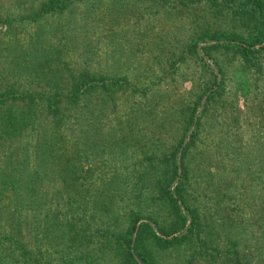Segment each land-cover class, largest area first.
Instances as JSON below:
<instances>
[{
	"label": "rangeland",
	"instance_id": "374dc122",
	"mask_svg": "<svg viewBox=\"0 0 264 264\" xmlns=\"http://www.w3.org/2000/svg\"><path fill=\"white\" fill-rule=\"evenodd\" d=\"M48 1L0 0V264H118L107 238L145 207L154 157L183 140L180 174L185 110L215 83L185 191L221 250L232 238L245 264H264V51L250 70L212 49L261 16L243 26L245 0H62L41 15ZM86 72L99 93L63 103L57 133L50 98L67 101ZM147 246L156 264H201L185 246Z\"/></svg>",
	"mask_w": 264,
	"mask_h": 264
},
{
	"label": "trees",
	"instance_id": "16d2710c",
	"mask_svg": "<svg viewBox=\"0 0 264 264\" xmlns=\"http://www.w3.org/2000/svg\"><path fill=\"white\" fill-rule=\"evenodd\" d=\"M244 2L242 10L237 15L241 20L240 22H244L243 26H245V23L247 25H250V23L257 24L259 23L256 18L258 14L262 18L260 23L263 28L254 33L249 29L246 39H243L240 35L216 34L213 38L216 42L228 40L230 43L229 45L225 43L217 44V47L212 49H232L246 69L252 70L256 67V55L264 51V0H245ZM244 6L250 7V9L247 10V7L243 9ZM67 8V3L62 0H49L41 5L40 14H62ZM258 46L261 47L257 48ZM192 48L196 50V45H193ZM204 51L207 52L208 50L204 49ZM99 82L102 83V80L96 75L87 72L80 73L78 77L73 79L67 101H61V99L55 97L50 98L53 101L50 116L57 133L60 128L58 125L61 124L60 116L62 110H64L61 107L62 104L66 102L68 105H75L85 96L99 93V91L94 92L92 90L94 84H99ZM101 85L100 89H106L105 85ZM215 87L216 90L214 91L212 88L206 89L203 95L199 97V102L194 104L191 109L185 110L183 126L185 137H188V143L181 152L180 174H178L179 167L176 157L182 149L183 140L179 142L168 157H162L164 161L159 158L156 159V156L154 157L155 166L151 167L154 180L148 181L147 185L150 190L144 202L145 207L137 206L136 211L133 209L128 213L127 220L130 222L128 227L118 234H110V237L115 238L114 241L112 238H107V246L110 245L109 251L117 254L118 264H156L147 246L148 243L161 251L174 250L185 246L193 250L195 260L198 259L201 264H245L244 257L238 250L239 245L236 240L229 238L228 247L224 248V251L220 249L216 242L217 237H220V235L214 236L211 220L204 222L205 218L190 204L191 195L185 191V185L188 182V170L184 167V159L190 147L198 139L204 114L203 111L200 113L201 116H196L198 105L206 94H209L206 99L207 103L218 97L220 86L217 87L215 83ZM23 98H25L24 100H32L30 95ZM192 128L194 130L191 131L190 135H187ZM167 163L168 170L160 171L158 165L162 166ZM174 183H176L175 186H173ZM123 201L120 200L121 203ZM105 210L108 211V208ZM137 224L139 225L137 226ZM207 225H209V228ZM205 228L208 230H205ZM133 235H135L134 239Z\"/></svg>",
	"mask_w": 264,
	"mask_h": 264
}]
</instances>
